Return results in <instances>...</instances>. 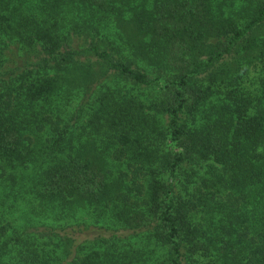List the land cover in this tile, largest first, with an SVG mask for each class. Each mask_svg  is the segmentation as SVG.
<instances>
[{"label":"trees","instance_id":"obj_1","mask_svg":"<svg viewBox=\"0 0 264 264\" xmlns=\"http://www.w3.org/2000/svg\"><path fill=\"white\" fill-rule=\"evenodd\" d=\"M0 264H264V0H0Z\"/></svg>","mask_w":264,"mask_h":264},{"label":"rangeland","instance_id":"obj_2","mask_svg":"<svg viewBox=\"0 0 264 264\" xmlns=\"http://www.w3.org/2000/svg\"><path fill=\"white\" fill-rule=\"evenodd\" d=\"M15 214L14 215H17L18 214V211H13Z\"/></svg>","mask_w":264,"mask_h":264}]
</instances>
